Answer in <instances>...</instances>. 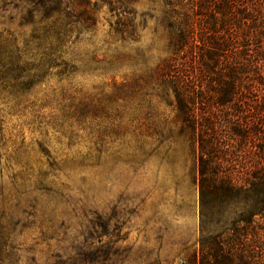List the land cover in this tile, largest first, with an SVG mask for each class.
<instances>
[{"label": "rangeland", "instance_id": "rangeland-1", "mask_svg": "<svg viewBox=\"0 0 264 264\" xmlns=\"http://www.w3.org/2000/svg\"><path fill=\"white\" fill-rule=\"evenodd\" d=\"M39 1L0 0V264H186L197 152L163 80L168 0H122L134 33L115 30L116 0H90L54 56Z\"/></svg>", "mask_w": 264, "mask_h": 264}, {"label": "trees", "instance_id": "trees-1", "mask_svg": "<svg viewBox=\"0 0 264 264\" xmlns=\"http://www.w3.org/2000/svg\"><path fill=\"white\" fill-rule=\"evenodd\" d=\"M115 2V30L134 33L131 3ZM184 2L194 11L183 17ZM166 3L172 55L163 80L172 89L181 131L197 152L201 236L185 263L264 264V0ZM39 4L54 56L69 42L67 32L88 22L91 2ZM55 257L57 264L100 260L93 252Z\"/></svg>", "mask_w": 264, "mask_h": 264}]
</instances>
